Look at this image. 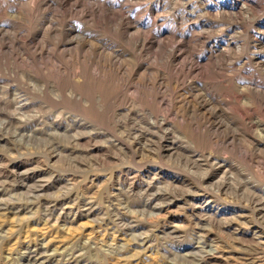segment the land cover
Returning <instances> with one entry per match:
<instances>
[{
  "label": "rangeland",
  "instance_id": "374dc122",
  "mask_svg": "<svg viewBox=\"0 0 264 264\" xmlns=\"http://www.w3.org/2000/svg\"><path fill=\"white\" fill-rule=\"evenodd\" d=\"M53 263L264 264V0H0V264Z\"/></svg>",
  "mask_w": 264,
  "mask_h": 264
},
{
  "label": "bare ground",
  "instance_id": "6f19581e",
  "mask_svg": "<svg viewBox=\"0 0 264 264\" xmlns=\"http://www.w3.org/2000/svg\"><path fill=\"white\" fill-rule=\"evenodd\" d=\"M54 126V125H53ZM49 128V127H48ZM56 127H54V129H55ZM66 130V129H65ZM67 132V131H66ZM34 133V132H33ZM40 133H42V132H40ZM53 133V132H52ZM55 133H56V131H55ZM58 133V132H57ZM38 134V133H37ZM44 134V133H43ZM54 134V133H53ZM49 142V141H48ZM50 142H51V140H50ZM53 142V141H52ZM54 143V142H53ZM35 247V246H34ZM41 248V247H40ZM34 251V250H33ZM33 251H31V252H33ZM39 251V250H38ZM42 251V250H41ZM31 254H29L28 256H29V258H28V260L32 257V256H30ZM71 259V258H70ZM82 261V260H81ZM35 262V261H34ZM36 263V262H35ZM53 264H55V263H53Z\"/></svg>",
  "mask_w": 264,
  "mask_h": 264
}]
</instances>
